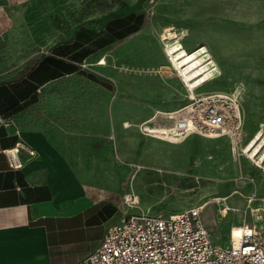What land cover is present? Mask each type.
<instances>
[{"label": "rangeland", "instance_id": "rangeland-1", "mask_svg": "<svg viewBox=\"0 0 264 264\" xmlns=\"http://www.w3.org/2000/svg\"><path fill=\"white\" fill-rule=\"evenodd\" d=\"M128 13L143 15L140 31L98 50L93 39L104 36L111 17L119 36L142 22ZM10 17L0 38V85L21 84L42 57L65 52L77 69L35 75L36 102L22 118L42 126L72 169L117 203L119 215L202 206L213 242L237 243L248 224L264 243V170L243 152L264 128V0H26ZM172 30L177 37L168 43L204 48L215 69L194 93L242 95L238 149L221 137L166 140L142 132L144 121L150 130L169 125L191 93L165 52L162 34ZM85 48L93 52L82 58ZM6 108L0 101V111ZM12 139L1 136L0 144ZM127 193L133 206L124 204Z\"/></svg>", "mask_w": 264, "mask_h": 264}, {"label": "crops", "instance_id": "crops-1", "mask_svg": "<svg viewBox=\"0 0 264 264\" xmlns=\"http://www.w3.org/2000/svg\"><path fill=\"white\" fill-rule=\"evenodd\" d=\"M24 1L0 0V38L11 21L10 11ZM141 20L136 28L119 38L117 20L108 19L104 36L98 35V50L139 32L143 17ZM82 44L87 45L88 41ZM63 54L65 52L47 55L65 61ZM35 74L49 75V72L38 70ZM25 81L15 84L23 86ZM38 90L39 84L35 100L18 101L11 115L0 113L4 118L13 119L16 131L8 135L0 128V132L3 131L0 137L13 138L0 144V264H75L95 249L106 225L119 216L117 203L99 194L98 187L85 182L72 169L68 158L53 144L46 130L22 118L21 113L36 102ZM15 145H21L24 151L18 168H12L2 152Z\"/></svg>", "mask_w": 264, "mask_h": 264}, {"label": "built area", "instance_id": "built-area-1", "mask_svg": "<svg viewBox=\"0 0 264 264\" xmlns=\"http://www.w3.org/2000/svg\"><path fill=\"white\" fill-rule=\"evenodd\" d=\"M241 107L242 95L237 90L189 93L188 101L172 113L169 125L151 131L150 125L142 123L141 128L166 140L182 139L191 133L225 137L233 149H238L243 138ZM2 127L8 135L16 132L13 119L0 115ZM21 148L15 145L2 150L12 168L21 166ZM123 200L126 206L136 203L131 193ZM202 208L167 214L123 211L106 225L95 249L75 264H264V243L255 226L242 224L249 226L252 234L244 231L236 244L215 243L202 220Z\"/></svg>", "mask_w": 264, "mask_h": 264}, {"label": "bare ground", "instance_id": "bare-ground-1", "mask_svg": "<svg viewBox=\"0 0 264 264\" xmlns=\"http://www.w3.org/2000/svg\"><path fill=\"white\" fill-rule=\"evenodd\" d=\"M176 37L177 34L173 32V30L166 31L162 34V39L165 40L166 45L165 52L171 66L177 71V75L181 82L190 89L191 93H194L193 89L209 80L214 75L215 69L208 66L206 62L207 58H205L203 54L205 51L204 48L187 52L177 41L171 44L168 43L169 41L172 42ZM99 63H105V60L102 59ZM151 129L155 130V128ZM244 147L243 152L246 154V157L251 159L255 164L261 166L264 170V128L261 127L258 129ZM225 211L224 209L223 212ZM244 231H246L247 234H252L249 226L243 227V232Z\"/></svg>", "mask_w": 264, "mask_h": 264}, {"label": "trees", "instance_id": "trees-1", "mask_svg": "<svg viewBox=\"0 0 264 264\" xmlns=\"http://www.w3.org/2000/svg\"><path fill=\"white\" fill-rule=\"evenodd\" d=\"M134 15L133 13L128 15L132 16ZM138 17H143V15H136ZM126 35V34H125ZM119 36V38L124 37ZM92 43H98L97 40L93 41ZM77 43H74L76 45ZM98 46V45H97ZM84 54L82 58L87 56L92 52L91 49L85 48L83 49ZM72 60H75L72 58ZM76 65L72 63H66L59 57L55 56H45L38 64H37V69L36 71L40 70L42 72H49V75L46 76H51V77H56L59 74H64V73H71L74 70H76ZM35 71V70H34ZM37 74H33L32 71L29 72V80L25 81V84L23 86H19L18 84H2L0 85V101L4 102L6 104V109L0 111V113H3L4 115H11L15 111V107L20 100H24L25 102H30L32 100H35V90L37 89V83L34 82V77Z\"/></svg>", "mask_w": 264, "mask_h": 264}]
</instances>
